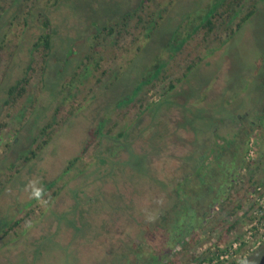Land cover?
Returning a JSON list of instances; mask_svg holds the SVG:
<instances>
[{
	"label": "rangeland",
	"instance_id": "rangeland-1",
	"mask_svg": "<svg viewBox=\"0 0 264 264\" xmlns=\"http://www.w3.org/2000/svg\"><path fill=\"white\" fill-rule=\"evenodd\" d=\"M139 2L0 0V264H196L250 224L264 0Z\"/></svg>",
	"mask_w": 264,
	"mask_h": 264
},
{
	"label": "built area",
	"instance_id": "built-area-1",
	"mask_svg": "<svg viewBox=\"0 0 264 264\" xmlns=\"http://www.w3.org/2000/svg\"><path fill=\"white\" fill-rule=\"evenodd\" d=\"M258 150L252 139L247 143L246 160L252 161L258 156ZM250 214L248 224L240 236L227 244L216 245L196 264H227L243 259L246 255L264 243V185L257 184L248 193Z\"/></svg>",
	"mask_w": 264,
	"mask_h": 264
},
{
	"label": "trees",
	"instance_id": "trees-1",
	"mask_svg": "<svg viewBox=\"0 0 264 264\" xmlns=\"http://www.w3.org/2000/svg\"><path fill=\"white\" fill-rule=\"evenodd\" d=\"M140 2H139V5L136 7V8H134L133 10H132V13H136V10L138 9V8H140L143 4H144V2L146 1V0H139ZM254 13H255V8L253 9V10H250L249 12H247V14L244 16V18L241 20V24L238 26V28L240 27V26H242L243 24H245V22H247L248 21V19H250L253 15H254ZM210 15H211V12L209 13V11L207 12V14H206V16H205V19H206V22H205V24L207 25V26H211V21H210ZM131 17V15H130V13H127V14H125V15H123L122 16V19L120 20V22H115L114 24V26H111V24H110V26L108 25V26H98L97 25V23L96 22H92V25L95 27V34H94V38L95 39H98L101 35H110V34H112L115 30H114V28L116 27V25H119V24H124L125 23V21H127L129 18ZM155 30V28H151L150 30H149V33H148V37H151L152 36V34H153V31ZM40 40V42H42V44H43V47H44V49L46 50V51H49L50 50V48H51V35L50 34H48V33H45V34H42L41 36H40V38H39ZM72 53V51L70 50V48H68V50H67V53L66 54H71ZM149 75V78H152L154 75H150V74H148ZM147 75V76H148ZM149 80V79H148ZM25 81H26V78H22L21 80H19L18 81V83L17 84H15V85H13V86H11L8 90H7V95H8V99L5 101V103H8L9 102V99L13 96V94H14V92L16 91V87H18V85L19 84H21V83H25ZM174 88V86H172V85H170L169 86V89L171 90V89H173ZM131 97H132V95H128V97H127V99L128 100H130L131 99ZM233 115H231V117H232ZM228 117V116H227ZM237 118V117H236ZM31 154V156H34V152H31L30 153ZM25 159H28V158H26L25 157ZM137 163H131V162H129L128 161V165H129V167H131V168H135V167H137V165H136Z\"/></svg>",
	"mask_w": 264,
	"mask_h": 264
},
{
	"label": "water",
	"instance_id": "water-1",
	"mask_svg": "<svg viewBox=\"0 0 264 264\" xmlns=\"http://www.w3.org/2000/svg\"><path fill=\"white\" fill-rule=\"evenodd\" d=\"M258 264H264V254L262 255V257L260 258V261Z\"/></svg>",
	"mask_w": 264,
	"mask_h": 264
},
{
	"label": "crops",
	"instance_id": "crops-1",
	"mask_svg": "<svg viewBox=\"0 0 264 264\" xmlns=\"http://www.w3.org/2000/svg\"><path fill=\"white\" fill-rule=\"evenodd\" d=\"M236 235V234H235ZM236 237V236H235Z\"/></svg>",
	"mask_w": 264,
	"mask_h": 264
}]
</instances>
